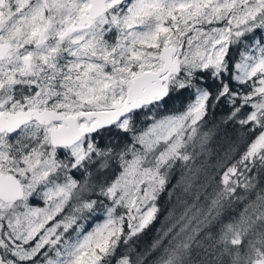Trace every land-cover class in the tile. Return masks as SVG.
I'll list each match as a JSON object with an SVG mask.
<instances>
[{
	"label": "snow or ice",
	"instance_id": "obj_1",
	"mask_svg": "<svg viewBox=\"0 0 264 264\" xmlns=\"http://www.w3.org/2000/svg\"><path fill=\"white\" fill-rule=\"evenodd\" d=\"M197 262L264 264V0H0V264Z\"/></svg>",
	"mask_w": 264,
	"mask_h": 264
},
{
	"label": "trees",
	"instance_id": "obj_2",
	"mask_svg": "<svg viewBox=\"0 0 264 264\" xmlns=\"http://www.w3.org/2000/svg\"><path fill=\"white\" fill-rule=\"evenodd\" d=\"M194 251H195V249H194ZM193 260H195V255H193ZM197 264H198V262H197Z\"/></svg>",
	"mask_w": 264,
	"mask_h": 264
}]
</instances>
